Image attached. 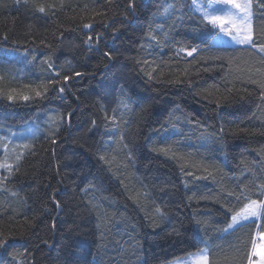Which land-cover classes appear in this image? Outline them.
<instances>
[{"label":"trees","instance_id":"obj_1","mask_svg":"<svg viewBox=\"0 0 264 264\" xmlns=\"http://www.w3.org/2000/svg\"><path fill=\"white\" fill-rule=\"evenodd\" d=\"M165 2L135 0L127 15L126 0H0V129L39 132L0 183V233L9 238L0 264H169L204 247L213 264H249L264 218L224 229L245 197L264 200V101L251 82L264 81V59L250 46L215 45L214 29L188 13L191 0H175L184 11L161 21ZM157 22L159 43L149 39ZM254 32L264 43L255 0ZM86 34L100 37V52L85 50ZM181 47L198 50L188 56ZM103 51L116 53L107 67ZM48 63L61 76L86 75L70 79L64 96L49 85L38 98L53 72ZM68 112L52 145L42 125ZM220 127L222 136L206 139ZM105 213L112 219L102 238Z\"/></svg>","mask_w":264,"mask_h":264},{"label":"snow or ice","instance_id":"obj_2","mask_svg":"<svg viewBox=\"0 0 264 264\" xmlns=\"http://www.w3.org/2000/svg\"><path fill=\"white\" fill-rule=\"evenodd\" d=\"M27 2V0H25ZM127 2V9L126 13L127 15H134L135 14V0H126ZM20 3V0H17V4ZM255 6H258L262 9H264V0H255ZM38 11L40 13H45V8L43 6L38 8ZM177 11L183 12L184 8L177 7V4L175 0H172L171 3L165 2L164 5L161 6V9L157 10V16L160 18L161 21L165 19H171L172 16L175 15ZM187 11L189 14H199L200 22L205 24V26H211L212 29L218 30L219 33H222L226 36H230L231 39L241 45H248L250 47L255 48V50L260 53L261 59H264V43H257L255 39V32L253 28V15H254V0H191V4L188 6ZM100 14V13H98ZM127 15L125 16V19H127ZM192 15L189 16V18H192ZM178 19H183V16L177 17ZM83 28L90 29L92 28L91 23H84ZM163 28L162 22L156 23V30L155 32L150 31L149 33V39L150 40H157V35L159 34L160 30ZM87 35V34H86ZM115 35V33H114ZM60 36H63V33L60 34ZM8 37L7 35L4 36V39L6 40ZM167 38V37H166ZM99 41L100 37L96 36L95 38L92 35H87V39L84 41L85 50L87 52H100L99 49ZM41 43H45L47 47L53 48L54 46L52 44H47L45 41H42ZM157 43L159 41L157 40ZM151 46V45H149ZM198 49L193 47L191 50H188L187 48L181 47L178 49L180 52H186L188 56H192L194 52H196ZM103 57L106 58L107 63H105V67L108 66V63H111L116 58V53L113 51H103L101 53ZM147 63V61H145ZM48 67L50 69H53V72L51 73L49 79L47 80V83H42L41 87L43 88V92L36 91L35 95L38 98H46L47 93L49 91V85H55L56 87L52 88L51 90L63 95L65 93L66 85L68 84L69 80L73 77H82L86 75L85 72L81 71H74L72 75L65 74L61 76L60 70L55 69L54 65L52 63H48ZM149 79H152V76L149 75ZM169 83H182L179 79L168 81ZM254 84H258V87L261 89L260 91V98L262 101H264V81H251ZM228 92H231V89L227 90ZM248 91V90H245ZM211 95V93H209ZM249 95H251V92H249ZM207 98V97H205ZM9 100H12V97H8ZM25 100H28L29 97L25 96ZM223 99L227 100L228 97H224ZM211 102V101H210ZM124 104L125 107H127V103L121 102ZM130 103V101L128 102ZM217 107H220V101H216ZM71 112H68L65 115L61 114H54L49 117L50 121V127L52 129V135L50 139V143L52 145H57L60 142V133H61V125L64 123H70L71 120ZM106 119H109V117H105ZM112 121L116 120L115 116H112L110 118ZM92 126H96V121H92ZM205 132L207 133V129H205ZM224 133V128L220 127L219 133L211 132L207 133L206 139L210 137L215 136H222ZM12 135H15L13 133ZM124 137L121 135V140H123ZM125 148H128L129 146L127 144L123 145ZM5 151H7V145L4 146ZM23 147L28 148V144H24ZM53 154L55 153V149H52ZM23 153H20L17 156V160L19 161L23 157ZM128 158H132L131 151L128 153ZM99 159L101 161H106V158L104 155H100ZM0 167L5 168L8 170L9 175H11L12 171L16 166L8 163H2L0 164ZM185 175L187 176H194L195 179H201L202 177L199 175H195L193 172L189 171L186 172ZM209 175L211 173L209 172ZM207 178V177H203ZM8 177H4L3 181H0V183H3L4 181H7ZM93 190H99V185H91ZM259 195L264 196V185H259ZM4 191H7V189H4ZM87 192V189L84 190ZM11 195L16 196L17 193L13 191ZM145 198L147 197V193L144 194ZM229 195H232V193H229ZM51 204L54 205V210L59 212L61 210V201L56 196L55 191L50 195L49 197ZM247 200L246 203L243 204V206L238 210L235 211V213L231 216V222L228 223L227 227L224 229V231H228L230 229H233L237 225L241 224L243 221H247L250 218H264V200L261 199H251L248 197H245ZM92 208H96V204L91 205ZM44 211H49V208L47 205L43 208ZM156 216L161 220H167L168 219V212L162 208L161 206H156L155 209ZM37 219V217H33V222ZM99 219L101 220V223L97 225L98 229L101 230V237L103 238L105 231H110L109 223L111 222L112 218H109L107 216V213H105L103 216H100ZM198 223H200L198 221ZM52 227H55V223L53 222ZM261 239L264 240V236H261ZM8 236L4 235L3 233H0V249H5L6 245L8 244ZM45 244L48 243L47 240L44 241ZM255 248V244L253 245ZM212 252L211 249L208 247H204L203 249L198 250L195 253H192L185 257H179L173 259L170 264H213V261L211 259Z\"/></svg>","mask_w":264,"mask_h":264},{"label":"rangeland","instance_id":"obj_3","mask_svg":"<svg viewBox=\"0 0 264 264\" xmlns=\"http://www.w3.org/2000/svg\"><path fill=\"white\" fill-rule=\"evenodd\" d=\"M253 28H254V15H253ZM214 31H215V36L213 43L215 45L234 46V47L248 46V45L237 44L231 39L230 36H226L222 33H219L218 30H214ZM42 126H44L43 128L46 132L50 128L48 124H44ZM30 131L31 130H26V129L24 131L23 130L10 131V130L0 129V164L8 163L14 166L18 164L20 160L19 161L17 160V156L20 153H23L24 154L23 156H25L28 153L31 143L34 140L38 139L39 137V132L37 131L30 132ZM13 133H15V135H12ZM24 144H28L29 147L28 148L23 147ZM5 145H7V151H5V147H4ZM4 177H9V172L7 169L0 167V181H3ZM253 220L259 221L260 218H255V219L250 218L247 221L241 222V224ZM233 229H230L228 231H231ZM261 236L264 235L260 233H257L255 235V242L253 243V245L255 244V248L252 246L250 264H264V240L261 239Z\"/></svg>","mask_w":264,"mask_h":264}]
</instances>
